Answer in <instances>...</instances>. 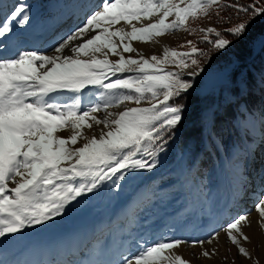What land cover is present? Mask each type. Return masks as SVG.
Wrapping results in <instances>:
<instances>
[{"label": "snow or ice", "instance_id": "snow-or-ice-1", "mask_svg": "<svg viewBox=\"0 0 264 264\" xmlns=\"http://www.w3.org/2000/svg\"><path fill=\"white\" fill-rule=\"evenodd\" d=\"M85 7L90 10L83 22L63 35L53 33L44 50L35 47L31 32H17L31 24L27 4H15L0 21V264H43L18 258L30 233L134 185L140 172L158 169L183 128L195 78L240 46L264 52V0H101ZM213 17L225 27L192 26ZM179 32L202 35L179 46L186 50L165 46L162 55L150 57L133 46ZM232 64L235 88L220 109L202 116L197 149L218 157L223 149L221 168L232 178L236 202L251 187L249 168L257 145L243 141L229 148L222 124L236 128L237 116L251 112L246 97L254 86L264 93V70L257 80L239 60ZM243 126L254 130L253 117ZM194 164L189 157L180 186L202 191ZM257 175L252 198L264 230V165ZM251 215L232 216L204 238L142 237L119 261L90 264H192L179 248L199 247V254L193 252L197 260L212 259L219 248L205 245H219L221 233L240 257L260 264L245 247L251 242L244 231Z\"/></svg>", "mask_w": 264, "mask_h": 264}, {"label": "rangeland", "instance_id": "rangeland-1", "mask_svg": "<svg viewBox=\"0 0 264 264\" xmlns=\"http://www.w3.org/2000/svg\"><path fill=\"white\" fill-rule=\"evenodd\" d=\"M19 1L28 3L32 14L31 23L32 21H40L39 19L44 22L49 18H53L62 9L66 11L65 15H69L67 8L74 6L64 5L62 9L54 7L55 4H59L61 1L72 0ZM87 2H96L97 4L96 0H80L83 9L85 8L84 11L87 10L85 7ZM100 2L101 0H99ZM74 8L79 9L78 7ZM56 19L59 24L65 20L62 16ZM69 21L72 24L74 19L71 18ZM69 23L67 25H70ZM49 24L48 29L52 30L55 23L49 22ZM192 26L218 27L208 18L197 20ZM200 35L202 34L192 35L179 32L159 37L157 38L158 42H133V46L138 49L139 53L150 57L153 54L162 55L165 46L186 50L180 49L179 46L188 39L198 41ZM125 55L135 56L136 53H126ZM113 59L115 58L113 57ZM224 61L212 63L205 74L195 78L194 90L191 91H195L200 96L209 93H221L223 96L228 97L231 92L229 77L232 68L235 66L230 61ZM254 124V130L249 129L257 142L255 160L249 168L251 187L243 194V198L236 202L232 200V178L225 169L218 170L211 175L208 178L207 185L202 186V191H199V194H195L196 189L194 186L183 188L180 186L186 171L187 158L191 157V144L188 149L190 151L185 152L184 159L182 160L180 157L176 164L172 161L164 163L165 160L162 159V164L158 169L140 172L134 185L125 186L120 191H113L97 198L87 207L65 217L63 221L57 219L55 226L48 229H37L29 235L31 237H45L44 240L49 246L53 247L51 249H54L53 245H59L60 243L57 242L61 239L67 240L66 243L70 244V250H74V245L79 243L78 258L87 259L83 260L82 264H90L93 258H100L98 261H106L109 255H111V260L121 258V253H126L129 249L135 250L136 241L142 237L147 239L150 236L159 237L162 234H167L176 238H204L212 228H219L230 217L251 211V226L244 229L246 234L251 237V242L246 243L245 247L249 249L255 259L259 260L260 264H264V230L257 224L259 217L254 211L255 201L252 198V193L256 191L259 182L257 172L264 165V155H262L264 154V144H261V136L264 135V124L258 123L256 120ZM68 134L67 132L61 133L65 136ZM86 134L91 135L90 132ZM176 176L179 178L177 181L171 180ZM248 198L250 199L247 200ZM247 206H251V208H247ZM123 241L126 242L123 244ZM214 246L219 248V254L212 259L201 257L197 260L193 256V252L199 254L201 249L199 247L192 249L187 245H182L178 250V254L189 259L192 264H232L233 259H235L236 264H252L251 261L240 257L234 246L225 242L223 233H221L219 245H205L208 249ZM27 247L25 246V248ZM230 247L231 252L228 251ZM58 252L61 251L58 250ZM55 255L58 254H51L53 261L57 260ZM59 256H62V254ZM225 256L228 257L227 261L224 260Z\"/></svg>", "mask_w": 264, "mask_h": 264}, {"label": "trees", "instance_id": "trees-1", "mask_svg": "<svg viewBox=\"0 0 264 264\" xmlns=\"http://www.w3.org/2000/svg\"><path fill=\"white\" fill-rule=\"evenodd\" d=\"M242 2H251V0H242ZM221 14L227 15L228 13L222 12ZM210 20L216 24L214 17ZM216 25L219 28L225 27L223 24ZM260 30L261 29L258 26L256 29L257 33H259ZM198 47H205V45L198 44ZM233 60H239L243 65L244 72H251L253 76L257 78V80L259 79L261 70H264V52H261L258 47L253 48L250 45L240 46L234 49L228 57H221L216 59L214 62H232ZM233 71L234 67L232 68L229 77L231 83L230 91L235 88V83L232 79ZM224 98L225 96H223L221 93H209L205 96H200V94L190 90V94L186 98L187 110L185 114L186 119L183 122V128L180 130L172 149L167 155L162 156V159L165 160L163 161L164 163L172 161L176 164L178 159L182 157V155L186 154V149H189L192 144V151L190 155L195 161L194 169L199 171L198 182H202V186L207 185L208 178L211 175H213L218 170H222L221 159L226 157H224L223 149L221 150V156L219 157L214 152L209 156L206 155L204 151L197 149V145L201 140V118L205 114H209L210 112L220 109L225 103ZM246 99L251 112L245 113L243 116H237L240 126L234 128L231 126V124H222V127L225 129L224 139L229 148H231L233 145H238L243 141H247L248 143L255 141V138L252 136L249 128L243 126L249 116L253 117L254 121L256 120L258 123L264 120V93L260 91L259 87L254 86L251 91V95L246 97ZM188 159L189 157L187 158V161ZM186 174L187 162L184 176ZM177 179H179L178 176L172 178L171 180L177 181ZM198 192L199 191L196 189L195 194Z\"/></svg>", "mask_w": 264, "mask_h": 264}, {"label": "bare ground", "instance_id": "bare-ground-1", "mask_svg": "<svg viewBox=\"0 0 264 264\" xmlns=\"http://www.w3.org/2000/svg\"><path fill=\"white\" fill-rule=\"evenodd\" d=\"M96 1L98 4L99 0H96ZM89 2H87V5L90 4ZM17 3H24V4L28 5V3L22 2L19 0H2V2H0V21H2L4 18L3 14L9 12L11 10V8ZM79 4H80V0H72V1H67V2L61 1L59 4H55L54 7L55 8L59 7L60 9H62V7L64 5H67V6L74 5V6L67 8V12L70 13L69 15H65L66 11L64 9H62V11L60 10L59 14L57 13V15L55 17L49 18L48 20H46L44 22H42L41 19H39L40 21H37V22L32 21V23L30 24V26L27 29H23V30L17 29V32H31L34 35V37H36L35 47L40 48L41 50H44L48 47V40L53 33H58L60 35H63L65 33H67L69 29L75 28L77 25H80L81 22H83V20L85 18V14H86V12H88L90 10V8L86 7L87 10L84 11L85 8L83 9L82 4H80V5ZM94 4H96V2H94ZM74 7H76V8L78 7L79 9L76 10ZM59 16L60 17L62 16L65 19L64 21H62L63 23H61V24H59L58 20L56 19ZM71 18L74 19L72 24L69 23L70 22L69 20ZM40 22L45 23V24H41ZM49 22L55 23V26H54L55 28L53 27L52 30L48 29V27L50 26ZM68 23L70 25H67ZM118 110L119 109H113V111H118ZM97 115L102 116L103 114L98 113ZM86 133H88L87 130H86ZM249 199L250 198H248L247 200H249ZM247 208H251V206L250 207L247 206ZM44 239H45V237H43V238L42 237H31L30 241H28L26 244V246H28V247L25 248L24 254L22 256H19L18 258L19 259H27V260H37V261L43 262V264H48V262H50V261L55 262V264H56V262H57V264H64L65 261H73V262H75V264H82L83 260H87V259L78 258L77 252L80 249V248H78L79 243L74 245L75 246L74 250H70L69 249L70 244L66 243L67 240L61 239L59 242H57L60 244L59 245H53L54 249H51L53 247H51V245L49 246L48 243ZM125 242L126 241H123V244ZM64 243H66V244H64ZM47 246H49V247H47ZM74 246H72V247H74ZM58 250H60L61 252H58ZM54 253L58 254V255H55V256H57V260H55V261H53L52 257H51V254H54ZM61 254H62V256H59ZM65 254H67V255H65ZM8 258L13 259V258H17V257L9 256ZM99 259L93 258V261H96V260L98 261ZM120 259L121 258H116V259L111 260V255H109V257L106 259V261H119ZM84 263H85V261H84Z\"/></svg>", "mask_w": 264, "mask_h": 264}]
</instances>
